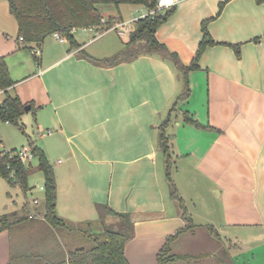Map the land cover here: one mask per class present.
<instances>
[{
    "label": "crops",
    "instance_id": "1",
    "mask_svg": "<svg viewBox=\"0 0 264 264\" xmlns=\"http://www.w3.org/2000/svg\"><path fill=\"white\" fill-rule=\"evenodd\" d=\"M99 10L104 20L119 15L118 22L148 14L146 7L130 4L100 5ZM203 21L214 44L188 71L189 95L177 103L167 124L174 127L168 136L174 161L170 177L194 225L216 227L225 240L248 239L243 249L249 250L264 245V0H180L155 38L188 65ZM73 35L77 48L48 36L36 56V44L18 40L16 21L7 1L0 0V57L13 81L7 92L30 105L37 127L56 134L52 144L34 143L52 160L56 214L73 224L97 221L100 205L128 214L133 236L124 246L125 259L157 264L167 238L186 226L177 200L168 195L158 149L160 124L182 89L180 72L157 54L101 63L121 51L122 43L94 46L100 38ZM3 98L0 89V103ZM186 114L204 127L186 123ZM106 209L105 215L113 216ZM13 211L3 209L0 216ZM29 211L35 209L30 205ZM35 219L40 222L28 228L49 234L37 237L31 231L27 238L26 227L16 244L30 243L34 261L70 264L67 252L78 237L63 234L68 245L58 243L56 230L42 217ZM194 231L177 234L172 254L181 257L169 264H215L191 262L189 253H182ZM14 238L0 232V264H14Z\"/></svg>",
    "mask_w": 264,
    "mask_h": 264
},
{
    "label": "trees",
    "instance_id": "2",
    "mask_svg": "<svg viewBox=\"0 0 264 264\" xmlns=\"http://www.w3.org/2000/svg\"><path fill=\"white\" fill-rule=\"evenodd\" d=\"M8 11L17 24V35L22 37L29 44H38L50 36L52 33H58L66 39L71 49L77 48V42L72 29L95 26L107 29L121 20L120 16H109L102 23L103 16L99 10L100 5H110L117 8L120 4H130L145 6L147 14L133 22V29L127 34L123 49L113 56L104 59L101 63L113 64L122 60H132L139 55H160L170 60L173 66L180 72L182 80V89L174 97L168 114L160 124L159 133V152L164 158V175L170 188V195L177 200L182 209V218L186 226L169 236L157 255V264H169L175 259L180 258L172 254L171 243L177 234L183 231H191L195 226L184 208L183 202L176 195V189L170 177L171 155L168 136L164 133V128L170 121L171 112L177 103L186 99L189 95L187 73L198 67V59L205 47L213 45L214 41L207 32V21L201 23V40L198 48L188 65H183L178 56L168 51V49L155 38L157 27L163 23L174 11L172 6L164 11H155L156 0H6ZM224 3L219 4V10ZM238 54L237 46H233ZM85 55V54H84ZM86 56V55H85ZM88 57V56H86ZM94 61L91 57H89ZM97 61V60H95ZM13 84L7 66L0 57V89L4 91V98L0 103V122L17 123V120L25 112V104H22L16 95H10L7 89ZM184 121L196 128H203L198 122L191 119L187 114L184 115ZM36 160L35 169L41 174L43 179L42 199L44 211L39 213L43 218V223L50 225L53 229H60L61 234L68 235L72 225L59 217L55 212L56 206V182L54 172L49 164L43 150L29 141L28 144ZM16 149L9 151H0V177L8 185L18 186L23 195L30 189L28 186V177L32 172L33 166L26 168L16 157ZM9 174H12L10 177ZM30 202H22L19 211H13L0 216V232L7 230L11 237L22 235L26 227L34 228L39 220L29 217ZM106 209L107 207L104 206ZM107 212L116 218H119L116 229H110L105 226L102 215L97 221L84 222L90 233L85 236V245H74L67 252V260L70 264H128L124 257V246L133 236V223L128 214L114 212L110 208ZM42 222V221H41ZM102 227V229H100ZM95 230V232L93 231ZM84 234V233H83ZM76 236V235H75ZM77 237V236H76ZM183 257V256H182Z\"/></svg>",
    "mask_w": 264,
    "mask_h": 264
},
{
    "label": "rangeland",
    "instance_id": "3",
    "mask_svg": "<svg viewBox=\"0 0 264 264\" xmlns=\"http://www.w3.org/2000/svg\"><path fill=\"white\" fill-rule=\"evenodd\" d=\"M127 6V5H125ZM142 9L145 8V6H141ZM126 8V7H124ZM138 14H135V16ZM98 41L95 42L94 46H98L99 44H102L103 42H107L109 40H118V42L122 43L124 46L125 39L121 38L116 31H107L103 33ZM122 40V41H121ZM116 42V43H118ZM34 110H28L25 111L20 118L17 120V123H10V125H6L4 122H0V134L2 135L3 140V148H5L6 151H9L11 149H21L23 145H27L29 141L34 142L38 146H41L42 143L45 144H52L51 140L56 136V134L52 131V135L48 134V128H39L36 126L34 116H33ZM23 116H27L24 117ZM25 121V122H24ZM168 127L165 129V133L167 136H170L172 133V130H174L173 123L170 125H167ZM43 135V136H41ZM170 155H171V169L174 166V161L172 157V152L170 149ZM55 154V153H54ZM163 157V156H162ZM59 159L62 160L60 157ZM51 159L48 158V162L52 165ZM36 160L33 159L31 161L32 172L28 177V186L29 190L26 192L25 195L21 193L18 186H10L8 183L0 177V211L2 213V210L13 211V210H20L22 202L25 200L30 202L31 207L35 209L34 217L37 218L40 217L39 213H42L44 211V203L42 199V191L39 189V186H42L43 179L41 174L35 169ZM171 172V171H170ZM165 176V175H164ZM166 179V178H165ZM165 179L163 180L165 182ZM167 181V180H166ZM168 195L171 196L168 192ZM177 195V192H176ZM33 198L38 199L37 204H32L31 201ZM178 202V201H177ZM177 205V204H176ZM179 206V203L178 205ZM180 207V206H179ZM185 208V207H184ZM181 209V207H180ZM182 211V209H181ZM104 206H98L97 207V217L99 218L100 215H102L104 225L107 226L110 229H116L118 222L120 221L119 218H116L114 216H106ZM187 214V212H186ZM108 217V218H106ZM189 217V216H188ZM72 228L71 231H69V235L71 237L77 238L78 237V244L75 245H85L86 237L90 232L87 231V227L83 226L81 224H73L71 223ZM45 225L41 224V231ZM201 226L195 225L193 229L190 231L193 232L194 235H191L190 240L186 241L187 248L183 250V254L189 253L190 259L189 261L195 262V261H202L208 263H215V264H264V245L258 248H252L249 250L243 249V247L248 246L249 241L248 239L241 240V243L239 242H233L230 240H225V237H227L224 233V231L220 232V230H217L215 227H209V229L206 228H200ZM102 229V227L100 228ZM32 231V232H31ZM60 229L56 230V239L58 243L63 241V234L60 233ZM95 232V230H93ZM29 232H31L32 236L36 235L37 237L39 235L41 236H47L49 234V230H45L41 233L40 230H37V233L35 230L27 227V233L26 237H29ZM84 233V234H83ZM54 234V232H53ZM77 237H76V236ZM54 236V235H53ZM18 236L16 235L14 238V249H13V255H14V264H43L45 263L42 261L43 258H38V261H34V257L32 255V245L30 243L24 244L20 242L16 244L19 240L17 239ZM60 239V240H59ZM87 241V240H86ZM64 242V241H63ZM65 245H68L66 242H64ZM72 243H70L71 245ZM205 259L207 261H205ZM44 260V259H43ZM34 261V262H33ZM43 262V263H42Z\"/></svg>",
    "mask_w": 264,
    "mask_h": 264
},
{
    "label": "built area",
    "instance_id": "4",
    "mask_svg": "<svg viewBox=\"0 0 264 264\" xmlns=\"http://www.w3.org/2000/svg\"><path fill=\"white\" fill-rule=\"evenodd\" d=\"M180 0H156L155 1V11H164L172 6H175L176 3H178ZM153 13L152 11H148V14ZM144 17V16H143ZM142 18V17H141ZM102 23L105 22L104 19L101 20ZM133 20H128V21H122V22H117L115 23L113 26L107 28V29H102V28H98L95 26H87V27H80V28H76V29H72L71 33H75V32H80V33H84L87 34L88 36H90V40L99 38L103 33L109 31V30H116L118 32L119 35L121 36H126L130 31H132L133 29ZM50 37H52L54 40L63 43L66 42V39L62 36H60L58 33H52L50 35ZM18 40L24 45V46H29V43L25 42L24 39L22 37H18ZM34 54L36 56L40 55V43L36 44V47L33 50ZM4 123H8L7 121H5ZM5 150L3 148V145L1 143L0 140V151ZM15 155L17 157V159L26 167H30L31 165V161L34 159L33 153L31 151V148L29 145H25L23 147H21V149H17L15 152ZM10 177L12 176V174H9ZM39 189L41 191H43V185L39 186ZM32 204H37L38 203V199L37 198H33L31 201ZM29 217H34V212L33 211H29L28 212Z\"/></svg>",
    "mask_w": 264,
    "mask_h": 264
},
{
    "label": "water",
    "instance_id": "5",
    "mask_svg": "<svg viewBox=\"0 0 264 264\" xmlns=\"http://www.w3.org/2000/svg\"><path fill=\"white\" fill-rule=\"evenodd\" d=\"M29 107H30V105H26V106L24 107L25 111H27V110L29 109Z\"/></svg>",
    "mask_w": 264,
    "mask_h": 264
}]
</instances>
